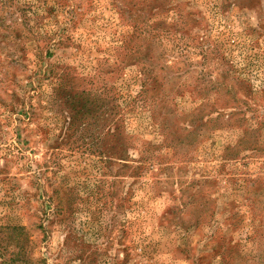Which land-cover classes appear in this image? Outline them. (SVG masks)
I'll return each instance as SVG.
<instances>
[{
  "label": "rangeland",
  "instance_id": "374dc122",
  "mask_svg": "<svg viewBox=\"0 0 264 264\" xmlns=\"http://www.w3.org/2000/svg\"><path fill=\"white\" fill-rule=\"evenodd\" d=\"M0 264H264V0H0Z\"/></svg>",
  "mask_w": 264,
  "mask_h": 264
},
{
  "label": "trees",
  "instance_id": "16d2710c",
  "mask_svg": "<svg viewBox=\"0 0 264 264\" xmlns=\"http://www.w3.org/2000/svg\"><path fill=\"white\" fill-rule=\"evenodd\" d=\"M7 1V0H6ZM75 106V105H74ZM78 112H76L75 114H72V116L76 115ZM72 124H75L74 121L72 122ZM100 138V137H99ZM98 138V140H99Z\"/></svg>",
  "mask_w": 264,
  "mask_h": 264
}]
</instances>
